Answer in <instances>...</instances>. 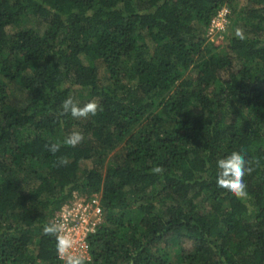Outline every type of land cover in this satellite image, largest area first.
<instances>
[{"label": "trees", "instance_id": "1", "mask_svg": "<svg viewBox=\"0 0 264 264\" xmlns=\"http://www.w3.org/2000/svg\"><path fill=\"white\" fill-rule=\"evenodd\" d=\"M232 3L0 0V264H64L43 226L76 193L103 210L86 264H169L168 239L190 244L181 264H264V0L220 48L206 36ZM29 21L46 30L8 34ZM69 96L103 111L60 116ZM73 131L84 141L63 145ZM233 151L254 162L244 200L216 184Z\"/></svg>", "mask_w": 264, "mask_h": 264}, {"label": "clouds", "instance_id": "2", "mask_svg": "<svg viewBox=\"0 0 264 264\" xmlns=\"http://www.w3.org/2000/svg\"><path fill=\"white\" fill-rule=\"evenodd\" d=\"M235 35L243 40L244 30L237 28ZM99 111H103L102 105L96 100L84 103L82 106L73 99L72 96L66 98L61 105L60 116L70 114L74 119H86L89 116H95ZM84 141V134L79 131H73L63 140V145L76 147ZM61 142L51 143L48 151L55 154L61 148ZM59 163L67 165V159L61 158ZM253 161H249L240 151H233L230 155L225 156L217 161L218 175L216 178L217 187L226 190L237 199H247V185L244 177L251 174ZM258 163V162H255ZM153 173L160 174L164 171L162 167L152 169ZM43 232L46 235L56 238V248L58 255L63 258L64 264H86L85 257L70 251L73 246V240L64 234H61V225L49 223L43 226Z\"/></svg>", "mask_w": 264, "mask_h": 264}, {"label": "built area", "instance_id": "3", "mask_svg": "<svg viewBox=\"0 0 264 264\" xmlns=\"http://www.w3.org/2000/svg\"><path fill=\"white\" fill-rule=\"evenodd\" d=\"M228 9L223 7L211 20L208 36L220 35L225 31ZM103 221V210L99 196L92 195L86 201H70L64 205L59 216L53 221L61 225V234L69 236L74 246L70 250L88 257L86 240L88 235L95 232ZM57 257L64 263L58 253Z\"/></svg>", "mask_w": 264, "mask_h": 264}, {"label": "rangeland", "instance_id": "4", "mask_svg": "<svg viewBox=\"0 0 264 264\" xmlns=\"http://www.w3.org/2000/svg\"><path fill=\"white\" fill-rule=\"evenodd\" d=\"M246 4V0H233L232 6L230 7L231 10L232 8L235 9V13L231 14L228 6H226V8L228 9V17L226 20V26H225V31L222 32L220 35H215V36H206V38L208 39V41H213L216 44H219L220 48H222L223 46L226 45V43L228 42L227 38L230 35V33L232 32L233 29V21L236 18V11H239L240 8L244 7ZM19 30H33L37 33L42 34L45 30L46 27L45 25L42 24H38L34 21H29V22H22L19 24H16L12 27H9L7 29L8 34H11L13 32L19 31ZM193 71V70H191ZM191 71L185 73L183 75L182 78H188L191 74ZM99 82L100 84L106 85L109 82L107 81V74L105 72V70L103 68L100 69V74H99ZM10 102L17 103V104H22L25 102V97L22 93H20L19 90L13 88L12 92L10 94ZM116 150L112 151L110 153V155H108V157H110L111 155L114 154ZM107 157V158H108ZM92 195H97L99 196L100 200V194H84V193H76L74 194L73 197V201H86L90 196ZM160 247H167V254H168V263L169 264H181L180 263V256L181 254H188L190 252V244L184 240V239H179V241L177 242H172L168 239V241H166V243H161L159 244ZM178 251V253H177Z\"/></svg>", "mask_w": 264, "mask_h": 264}]
</instances>
